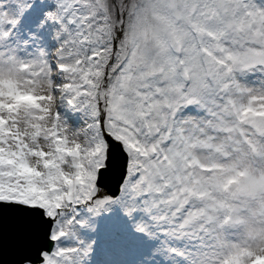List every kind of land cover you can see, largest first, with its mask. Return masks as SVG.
Here are the masks:
<instances>
[{"label":"snow or ice","instance_id":"1","mask_svg":"<svg viewBox=\"0 0 264 264\" xmlns=\"http://www.w3.org/2000/svg\"><path fill=\"white\" fill-rule=\"evenodd\" d=\"M0 264H264V0H0Z\"/></svg>","mask_w":264,"mask_h":264}]
</instances>
